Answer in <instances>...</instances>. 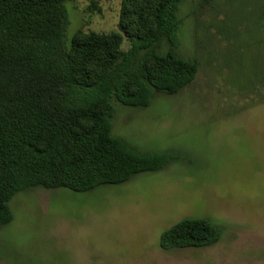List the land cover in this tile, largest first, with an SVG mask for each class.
I'll return each instance as SVG.
<instances>
[{"label": "rangeland", "instance_id": "obj_1", "mask_svg": "<svg viewBox=\"0 0 264 264\" xmlns=\"http://www.w3.org/2000/svg\"><path fill=\"white\" fill-rule=\"evenodd\" d=\"M65 5L69 39L118 30L121 0ZM178 16L173 50L197 62L194 79L146 107L113 101L111 120L127 146L178 160L86 192H16L0 264H264V0H182ZM170 48L161 39L157 51ZM183 218L220 225L221 239L162 250L161 233Z\"/></svg>", "mask_w": 264, "mask_h": 264}, {"label": "trees", "instance_id": "obj_2", "mask_svg": "<svg viewBox=\"0 0 264 264\" xmlns=\"http://www.w3.org/2000/svg\"><path fill=\"white\" fill-rule=\"evenodd\" d=\"M67 1L0 0V228L13 218L16 192H86L178 160L174 150L127 146L111 120L113 101L146 107L153 92L174 94L194 79L197 62L173 50L182 0H121L118 30L78 29L70 39ZM161 39L166 53L157 51ZM222 233L208 219L183 218L159 247L204 248Z\"/></svg>", "mask_w": 264, "mask_h": 264}]
</instances>
